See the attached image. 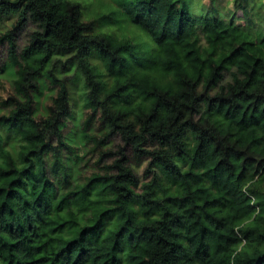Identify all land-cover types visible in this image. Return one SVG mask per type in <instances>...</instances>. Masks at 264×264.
Wrapping results in <instances>:
<instances>
[{
	"label": "clouds",
	"instance_id": "obj_1",
	"mask_svg": "<svg viewBox=\"0 0 264 264\" xmlns=\"http://www.w3.org/2000/svg\"><path fill=\"white\" fill-rule=\"evenodd\" d=\"M0 264H264V0H0Z\"/></svg>",
	"mask_w": 264,
	"mask_h": 264
}]
</instances>
